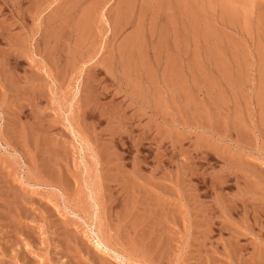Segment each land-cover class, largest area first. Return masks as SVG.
<instances>
[{
    "label": "rangeland",
    "instance_id": "rangeland-1",
    "mask_svg": "<svg viewBox=\"0 0 264 264\" xmlns=\"http://www.w3.org/2000/svg\"><path fill=\"white\" fill-rule=\"evenodd\" d=\"M0 264H264V0H0Z\"/></svg>",
    "mask_w": 264,
    "mask_h": 264
},
{
    "label": "bare ground",
    "instance_id": "bare-ground-1",
    "mask_svg": "<svg viewBox=\"0 0 264 264\" xmlns=\"http://www.w3.org/2000/svg\"><path fill=\"white\" fill-rule=\"evenodd\" d=\"M19 43H20V42H19ZM4 71H5V70H4ZM5 73H6V71H5ZM6 74H7V73H6ZM38 75H39V74H38ZM41 75H42V74H41ZM41 75H39V76L41 77ZM39 76H38V77H39ZM12 83H13V81H12ZM14 84H15V83H14ZM22 87H23V86H22ZM19 88H20V86H19ZM24 89H27L26 86H25ZM19 90H21V89H19ZM21 91H22V90H21ZM29 91H31V90H29ZM29 91H28V92H29ZM24 92H25V91H24ZM19 93H20V92H19ZM28 94H29V93H28ZM33 94H34V93H33ZM25 95H27V94H25ZM24 97H25V96H24ZM22 106H23V105H22ZM144 189H146V188H144ZM146 190H148V189H146ZM149 191H150V190H149ZM150 192H152V191H150ZM153 196H155V195H153ZM148 197H149V195H148ZM151 197H152V196H151ZM154 198H155V197H154ZM146 199H148V198H146ZM150 199H151V198H150ZM150 201H152V200H150ZM150 201H149V202H150ZM155 203H156V202H155ZM152 204H154V203L152 202ZM139 222H140V221H139ZM137 223H138V222H137ZM139 224H140V223H139ZM151 227H153V225H152ZM145 229H146V228H145ZM152 229H153V228H152ZM147 230H148V229H147ZM150 230H151V229H149V231H150ZM143 233H144V232H142V234H143ZM166 233H167V232H166ZM148 234H149V233H148ZM145 235H146V234H145ZM145 235H144V236H145ZM144 236H143V237H144ZM98 245H99V247H100V245H102V244H100V243L97 244V247H98Z\"/></svg>",
    "mask_w": 264,
    "mask_h": 264
}]
</instances>
